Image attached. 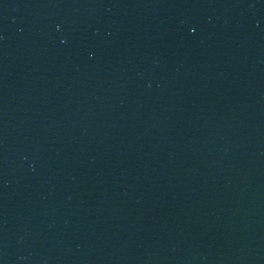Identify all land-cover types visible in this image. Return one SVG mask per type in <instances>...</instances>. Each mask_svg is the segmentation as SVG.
<instances>
[{
	"label": "water",
	"instance_id": "1",
	"mask_svg": "<svg viewBox=\"0 0 264 264\" xmlns=\"http://www.w3.org/2000/svg\"><path fill=\"white\" fill-rule=\"evenodd\" d=\"M0 264H264V0H0Z\"/></svg>",
	"mask_w": 264,
	"mask_h": 264
}]
</instances>
